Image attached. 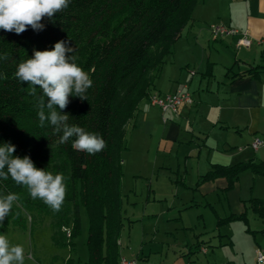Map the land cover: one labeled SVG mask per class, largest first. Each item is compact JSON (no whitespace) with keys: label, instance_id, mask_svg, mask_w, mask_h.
<instances>
[{"label":"trees","instance_id":"obj_1","mask_svg":"<svg viewBox=\"0 0 264 264\" xmlns=\"http://www.w3.org/2000/svg\"><path fill=\"white\" fill-rule=\"evenodd\" d=\"M198 1L71 0L52 21L42 20V31L29 27L17 35L0 30V144L10 142L16 146L14 156H29L37 168L63 174L67 191L60 210L53 211L42 200L32 199L27 187L17 185L10 176L0 179V196H20L0 225V233L12 225L26 226L34 214L50 215L54 241L72 242L82 232L85 208L87 264H120L118 241L125 224L121 182L129 124L141 102L155 91L173 44L191 21ZM60 40H71L75 63L93 81L88 99L70 97L64 112L70 117L69 124L106 141V148L95 155L74 150L71 140L59 143L60 134L47 122L40 127L37 98L29 95V85L15 77L18 64L31 58L34 49L51 50ZM4 54L7 59L2 58ZM246 170L264 176V161L218 164L205 178L226 177L230 189ZM250 208L264 220V199L252 198ZM241 218L245 214L232 215L221 223ZM67 229L70 236L64 233Z\"/></svg>","mask_w":264,"mask_h":264},{"label":"crops","instance_id":"obj_2","mask_svg":"<svg viewBox=\"0 0 264 264\" xmlns=\"http://www.w3.org/2000/svg\"><path fill=\"white\" fill-rule=\"evenodd\" d=\"M212 24L248 31L253 43L250 47L239 46L238 34L214 38L209 29ZM183 87L192 93L194 102L180 106L178 112H163L150 99L141 102L137 116L129 124L136 147V165L132 170L142 177L146 169V174L149 172L153 179L156 176L157 182L162 173L171 178L167 174L170 172L184 173L176 179L183 184L219 179L230 213L220 216L209 202L218 218L214 229L220 230L214 237L219 238L217 246L232 244V236L221 231L226 223L221 220L246 214L250 200L260 197L242 199L240 181L227 189L226 177L212 179L205 175L218 164L264 161V145L252 147L256 137L264 139V0L197 2L191 21L173 44L153 93L169 94ZM126 150L132 152L128 144ZM220 151L230 152L223 153L225 161L215 158ZM144 161L149 163L148 168ZM123 165L128 166V159H123ZM152 191L156 189L151 186L149 192ZM189 201L182 200L180 212L197 203L195 198ZM158 202L148 193L141 217L130 220V224L149 220L150 229L147 227L140 242H133L127 249L123 248L120 236V257L138 258L141 264H218L199 261L197 252L203 251L210 240L202 239L203 232H196V224H189L182 212L177 213L180 204L164 210ZM162 215L166 217L163 227L158 221Z\"/></svg>","mask_w":264,"mask_h":264},{"label":"rangeland","instance_id":"obj_3","mask_svg":"<svg viewBox=\"0 0 264 264\" xmlns=\"http://www.w3.org/2000/svg\"><path fill=\"white\" fill-rule=\"evenodd\" d=\"M132 134V129L129 128L126 142L132 152H129L130 150H125L124 152L125 160L128 159V166L123 165L121 182L123 214L125 216V226L121 232L123 248L126 247L127 249L132 246L133 242H140L144 230L151 226L149 220H145L143 223L137 221L130 224V220H136L141 217L148 193L163 205L164 210H168V207L173 204H180L179 208H176L178 214L182 212L179 210L183 206L182 200L190 202L189 200L195 198L196 205L191 209H185L182 214L189 224H196L197 233L203 232L201 233L202 239L210 240V244L209 242L205 243L208 253H204L202 250L197 252L199 261L212 263L217 261L218 264H258L256 248L264 252V221L262 218L251 208H248L245 218L227 221L221 226V231L229 233L232 236L233 243L217 246L219 238L214 237V235H217L220 230L218 231L214 227L218 218L209 202L215 206L220 216L225 217L230 213L226 192L219 187V179L198 180L192 184L189 181V184H183L176 179H181L184 173L177 175L170 172L167 174L171 176L173 181L165 173H162L160 180L157 182L156 176L153 179L149 172L146 174V169H144L142 177L138 176L132 170L136 165V156L134 154L136 150L135 138ZM212 152L214 153L215 151L212 150ZM226 152L230 153L229 151H220L218 155H215V158H221L220 160L225 161L222 155ZM183 161L184 159H181V163ZM143 164L145 168H148V162L144 161ZM238 181H240L239 185H241L239 196L242 199L252 196L264 198V176L246 170L241 174ZM151 186L156 189V192H149ZM202 213H204V217L199 218ZM163 216L160 217V220L158 219L162 227L166 220V217ZM64 233L68 236L67 231L64 230ZM187 233L190 235L191 232ZM0 234L6 235L12 245L19 244L23 246L25 264H87L90 258L87 244L89 219L85 208L82 209V232L72 242L71 239L63 243L54 241V228L50 215L34 214L32 217H28L26 226L12 225L8 231ZM181 235L183 236V234Z\"/></svg>","mask_w":264,"mask_h":264},{"label":"clouds","instance_id":"obj_4","mask_svg":"<svg viewBox=\"0 0 264 264\" xmlns=\"http://www.w3.org/2000/svg\"><path fill=\"white\" fill-rule=\"evenodd\" d=\"M70 3L71 0H0V30L17 35L29 27L42 31L45 27L42 20L52 21ZM74 52L71 40H60L51 50L34 49L31 58L18 64L15 77L29 85V95L37 98L40 127L47 122L60 134L59 143L71 140L74 150L95 155L106 148V141L97 133L69 124L70 117L64 112L70 97L87 100V91L93 84L88 72L75 63L76 57L71 55ZM2 58L7 59L8 55ZM37 89L42 92L38 97ZM15 151L16 146L10 142L0 144V179L7 180L10 176L17 185L27 187L32 199H40L53 211H59L67 194L63 174L39 169L29 156H14ZM19 199L16 193L0 196V225ZM0 264H25L23 246L12 245L4 234H0Z\"/></svg>","mask_w":264,"mask_h":264},{"label":"built area","instance_id":"obj_5","mask_svg":"<svg viewBox=\"0 0 264 264\" xmlns=\"http://www.w3.org/2000/svg\"><path fill=\"white\" fill-rule=\"evenodd\" d=\"M209 29L214 38L238 34L239 39L237 43L239 46L250 47L253 43L248 31H240L224 24H212L209 26ZM149 99L151 104L159 106L163 112L168 110L178 112L180 106L192 104L194 102L192 93L185 87L169 94L153 93ZM263 145L264 139L259 137H256L252 142V147L254 149H258ZM67 232L68 236H70L71 234L69 229H67ZM203 251L206 253L207 249L204 248ZM123 259L126 264H141L138 258L130 259L123 256ZM256 260L258 264H264V252L259 248L256 249Z\"/></svg>","mask_w":264,"mask_h":264},{"label":"bare ground","instance_id":"obj_6","mask_svg":"<svg viewBox=\"0 0 264 264\" xmlns=\"http://www.w3.org/2000/svg\"><path fill=\"white\" fill-rule=\"evenodd\" d=\"M120 264H126V262H124L123 256L120 257Z\"/></svg>","mask_w":264,"mask_h":264}]
</instances>
